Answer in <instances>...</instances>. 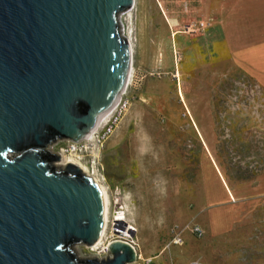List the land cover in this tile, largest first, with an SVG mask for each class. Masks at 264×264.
Returning a JSON list of instances; mask_svg holds the SVG:
<instances>
[{"label":"rangeland","instance_id":"rangeland-1","mask_svg":"<svg viewBox=\"0 0 264 264\" xmlns=\"http://www.w3.org/2000/svg\"><path fill=\"white\" fill-rule=\"evenodd\" d=\"M223 3L135 0L119 20L132 46L127 109L108 116L89 139L47 147L61 158L52 162L57 171L73 159L105 189L104 236L136 229L139 253L158 256L159 264H264V169L250 181H232L217 165L221 141L264 145V77L256 80L230 60L264 73V35H255L251 20L232 33L228 51L217 30ZM207 20L206 30L185 33ZM191 221L202 237L186 234L181 248L161 253L170 229ZM72 249L80 260L92 258L84 245Z\"/></svg>","mask_w":264,"mask_h":264},{"label":"water","instance_id":"water-1","mask_svg":"<svg viewBox=\"0 0 264 264\" xmlns=\"http://www.w3.org/2000/svg\"><path fill=\"white\" fill-rule=\"evenodd\" d=\"M132 0H0V264H129L133 249L94 246L97 184L47 147L83 141L124 90L131 50L119 20ZM44 152L54 158H45Z\"/></svg>","mask_w":264,"mask_h":264},{"label":"built area","instance_id":"built-area-1","mask_svg":"<svg viewBox=\"0 0 264 264\" xmlns=\"http://www.w3.org/2000/svg\"><path fill=\"white\" fill-rule=\"evenodd\" d=\"M211 25H212L211 20L201 21V22L198 21L196 23L185 26L184 31H185V33H192L195 31H204L207 28L211 27ZM123 92L120 94L118 102L116 104V107L112 110L110 116L114 114V117H120L121 113L125 109H127L128 102H127V100L122 99ZM114 223L115 222L112 221L111 226H114ZM115 228H117V227L115 226ZM129 228H131V227H129ZM123 230H121L120 232H122V231L126 232L127 231V229H123ZM131 230L133 232L130 233V236H128V237L123 236L120 238L118 235L117 239H111L110 237L107 238L106 236L103 235V240H102L100 245H98L94 249L92 247H89V248L87 247L88 250L92 253V258H95V257H96L95 259L103 258L105 255L108 254V249H109V246L111 243H113L115 241H121V242L128 244L133 249L132 251L135 255V259L133 262H131L129 264H159V262L157 260L158 256H150V257H142L141 256V254L139 253L138 245L135 241V236H134L136 229L132 228ZM186 234H190V235L194 236V238L199 239L204 234V230L202 227H200L198 224H195L192 221L187 223L183 227L173 226L170 229V233L168 234L167 239L164 242V247H163V250L161 251V253L164 251H169L174 247L181 248L184 245V238H185ZM122 238H124V239H122ZM188 264H205V263L200 261V260H190L188 262Z\"/></svg>","mask_w":264,"mask_h":264},{"label":"trees","instance_id":"trees-1","mask_svg":"<svg viewBox=\"0 0 264 264\" xmlns=\"http://www.w3.org/2000/svg\"><path fill=\"white\" fill-rule=\"evenodd\" d=\"M220 145L217 153L220 163L217 165L226 178L232 181H250L264 169V145L259 142H234L230 138L221 141ZM43 155L50 158L48 162L54 158L49 152H44Z\"/></svg>","mask_w":264,"mask_h":264},{"label":"crops","instance_id":"crops-1","mask_svg":"<svg viewBox=\"0 0 264 264\" xmlns=\"http://www.w3.org/2000/svg\"><path fill=\"white\" fill-rule=\"evenodd\" d=\"M223 4V8H220L218 13H216L218 19L217 30L218 36L223 40L222 45L227 46L228 51L231 45L230 37L232 36V33L236 34L239 31H243L245 29L243 24H246L251 20L259 26V32H257L255 35H264V0H224ZM259 5L261 6V11L259 14H255L252 8ZM255 15H259V17L256 18ZM240 44L241 47H248L247 43L240 42ZM230 57V60L235 67L242 68L244 66L248 68L251 74L256 76V80L261 81V78L264 77V73H260L257 70H254V68L251 69L238 59L234 60L233 55Z\"/></svg>","mask_w":264,"mask_h":264},{"label":"bare ground","instance_id":"bare-ground-1","mask_svg":"<svg viewBox=\"0 0 264 264\" xmlns=\"http://www.w3.org/2000/svg\"><path fill=\"white\" fill-rule=\"evenodd\" d=\"M132 2H133V4H134L135 0H132ZM131 6H132V5H131ZM127 38H128V39H126V40L128 41L129 46H130V50H131V57H130V68H129V72H128L127 76H126V80H125V83H124L125 86H126V84H127L128 77H129V75L131 74V71H132V66H131L132 46H131V43H130V41H129V37H128V36H127ZM124 88H125V87H124ZM118 99H119V96L115 99V102H114L112 108L109 109L104 115H102V116L98 119V121L96 122V126H94V128H93L92 130H94L95 128H98L99 126H101L103 123L106 122V119L108 118V116H110L112 110L116 107V104H117V102H118ZM90 132H92V131H90ZM91 135H92V134L89 133V135L87 136V139H89ZM68 163H73V164L79 166L80 169L82 170V172H83L85 175L90 176L89 174L86 173L84 167H82V166L79 165L78 163L74 162L73 159L63 160L62 163L56 164L55 166H56L57 169H60V170H61V169L64 168L65 165L68 164ZM93 181L97 184V186H98V188H99V191H100V194H101L100 197H101L102 207H103L101 232H100V234H99V240H98V242H97L94 246H92V248L94 249V248H96L98 245H100L101 242H102V240H103V235H104V232L106 231L105 229H106V226H107V225H106V219H107L106 214H107V212H108V208H107V193H106L105 189H104V188H103V187H102V186H101V185H100L95 179H93ZM115 222H116L117 225H121V224H123V221L121 220L120 217L115 218ZM114 233L118 234L119 237L121 238V237H123V236H124V237H128V236H130V233H132V232L130 231V228L128 227L126 232H123V231H122V232H118V230H117V231L114 232ZM122 239H124V238H122ZM95 258H96V257H95Z\"/></svg>","mask_w":264,"mask_h":264}]
</instances>
